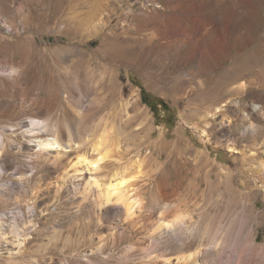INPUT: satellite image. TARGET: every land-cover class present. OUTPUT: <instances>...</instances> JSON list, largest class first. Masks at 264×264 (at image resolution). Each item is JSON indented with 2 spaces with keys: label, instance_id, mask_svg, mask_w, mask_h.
Here are the masks:
<instances>
[{
  "label": "rangeland",
  "instance_id": "1",
  "mask_svg": "<svg viewBox=\"0 0 264 264\" xmlns=\"http://www.w3.org/2000/svg\"><path fill=\"white\" fill-rule=\"evenodd\" d=\"M0 135V264H264V0H0ZM79 153L125 177L138 220L67 175ZM166 202L190 215L182 252L151 237Z\"/></svg>",
  "mask_w": 264,
  "mask_h": 264
},
{
  "label": "bare ground",
  "instance_id": "2",
  "mask_svg": "<svg viewBox=\"0 0 264 264\" xmlns=\"http://www.w3.org/2000/svg\"><path fill=\"white\" fill-rule=\"evenodd\" d=\"M180 1V0H177ZM176 22V21H175ZM179 22V21H178ZM179 27V24H178ZM180 31V30H179ZM180 34V33H179ZM13 70V69H12ZM225 110V105L218 106L215 111L208 112L207 117L216 118L221 111ZM44 119L37 116V113L33 111V116L30 118V129L29 131L36 133V129L40 127H45ZM75 128L73 126L68 127L69 134L73 133ZM207 130L203 129V134L207 135ZM2 143L4 142L3 135H0ZM4 144V143H3ZM3 146V145H2ZM2 146L0 148H2ZM41 150L50 151V150H58V154L62 153V151H70V145H64L57 136H46L43 138L39 144ZM74 148V146H73ZM231 150H235L234 146H229ZM94 150L100 152L101 143L96 144L94 146ZM2 154V150H0V156ZM58 156V155H57ZM94 156V155H93ZM103 158L98 157H90L86 154L79 153L76 155L75 160L70 159L67 162L68 165L72 168V173L67 170V175L69 177H84V172L89 173V178L86 179L85 188L92 190L95 187V192L97 194L96 203L99 207H107L111 204L119 205L122 207L126 214L131 217L133 220L141 216V213H138V209L142 211L144 207L143 199L139 196V194H129L124 190L123 185L127 182L125 177L121 175L119 172H116L113 176L109 177L107 181L101 182L98 177H94V173L88 172V170L94 168V164L100 162ZM67 169V168H66ZM85 170V171H84ZM80 179V178H79ZM262 185V184H261ZM263 187V185L261 186ZM1 199V197H0ZM2 200H6L2 199ZM8 200V199H7ZM156 201V200H155ZM158 202V201H157ZM155 204V203H154ZM161 205V204H159ZM161 212L167 211L168 213H174L173 219L165 220L159 226H157V230H154V233L151 237L163 246H166L172 250L181 251L185 248H191L196 240V235L193 234L192 228L190 225H186L184 221L190 217L189 214L181 212L178 210V205L171 203H163L161 205ZM143 212V211H142ZM1 216V215H0ZM3 216V214H2ZM1 216V218H3ZM239 219L242 222L246 221L245 211L242 210L239 213ZM138 220V219H137ZM1 222V221H0ZM137 224V223H136ZM244 223H242L243 225ZM2 225V223H1ZM142 226V225H141ZM16 227V226H15ZM16 229V228H15ZM198 230V234L204 236L208 233L207 226L197 225L196 228ZM196 231V230H194ZM2 232V231H1ZM196 233V232H194ZM197 234V233H196ZM204 238V237H203ZM202 240V238H200ZM196 242V241H195ZM255 246V243H252ZM136 245H133L132 248H135ZM159 247V246H158ZM163 248V247H162ZM156 249V248H155ZM166 249V248H165ZM150 251V250H149ZM195 252V251H194ZM151 254V253H150ZM153 254V253H152ZM156 254V253H155ZM204 258H208L210 260L216 259L219 264H248V259L245 257L238 255L235 258L230 259L229 261H224L221 258L220 252L216 255L207 253ZM161 259V258H160ZM175 261L167 258L168 264H200L199 252H196L192 255H177L175 257ZM161 262V261H159ZM160 264V263H159Z\"/></svg>",
  "mask_w": 264,
  "mask_h": 264
},
{
  "label": "trees",
  "instance_id": "3",
  "mask_svg": "<svg viewBox=\"0 0 264 264\" xmlns=\"http://www.w3.org/2000/svg\"><path fill=\"white\" fill-rule=\"evenodd\" d=\"M142 98L144 103L149 105L158 117L161 113V109L167 111L170 109V105L163 98L152 94L151 92L143 89Z\"/></svg>",
  "mask_w": 264,
  "mask_h": 264
}]
</instances>
